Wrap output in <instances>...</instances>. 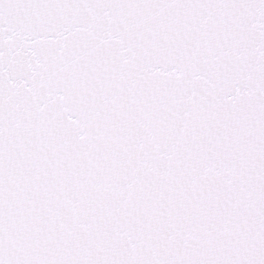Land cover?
<instances>
[{
    "label": "snow or ice",
    "instance_id": "snow-or-ice-1",
    "mask_svg": "<svg viewBox=\"0 0 264 264\" xmlns=\"http://www.w3.org/2000/svg\"><path fill=\"white\" fill-rule=\"evenodd\" d=\"M0 264H264V0H0Z\"/></svg>",
    "mask_w": 264,
    "mask_h": 264
}]
</instances>
